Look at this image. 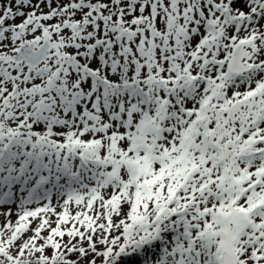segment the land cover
Instances as JSON below:
<instances>
[{"label":"snow or ice","instance_id":"1","mask_svg":"<svg viewBox=\"0 0 264 264\" xmlns=\"http://www.w3.org/2000/svg\"><path fill=\"white\" fill-rule=\"evenodd\" d=\"M0 264H264V0H0Z\"/></svg>","mask_w":264,"mask_h":264}]
</instances>
